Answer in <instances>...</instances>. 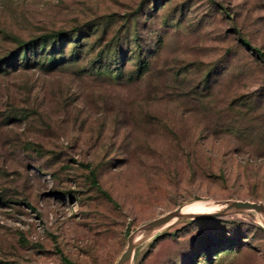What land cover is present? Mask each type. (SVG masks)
Here are the masks:
<instances>
[{
    "label": "rangeland",
    "instance_id": "1",
    "mask_svg": "<svg viewBox=\"0 0 264 264\" xmlns=\"http://www.w3.org/2000/svg\"><path fill=\"white\" fill-rule=\"evenodd\" d=\"M264 0H0V264H116L183 203L264 206ZM129 264H264L251 209L174 218Z\"/></svg>",
    "mask_w": 264,
    "mask_h": 264
},
{
    "label": "water",
    "instance_id": "2",
    "mask_svg": "<svg viewBox=\"0 0 264 264\" xmlns=\"http://www.w3.org/2000/svg\"><path fill=\"white\" fill-rule=\"evenodd\" d=\"M180 207L181 206H177L173 210L168 211L165 214L160 215L157 218L152 219L149 222L145 223L144 225L139 226L135 230H133L128 235V237L126 239V245H125L124 249L122 250V252L120 253L117 263H119L123 260H126V259H128V261H129L131 255H132L134 245H135L133 243V237H134L135 233H139V234L143 235V237H144L147 234H149L155 227L160 226V225L166 223L168 220L173 219V218H179V217H184V216L193 217L195 215L208 214L211 212H223L225 210H229L232 208H235V209H251V210H254L258 214L259 219H260V221L264 227V206L260 202H253V201H248V200H233V201H230V203L228 205L222 207L221 209H218L215 211H210V212H205V213L192 214V215L181 214L180 213Z\"/></svg>",
    "mask_w": 264,
    "mask_h": 264
},
{
    "label": "bare ground",
    "instance_id": "3",
    "mask_svg": "<svg viewBox=\"0 0 264 264\" xmlns=\"http://www.w3.org/2000/svg\"><path fill=\"white\" fill-rule=\"evenodd\" d=\"M229 203H230V201L212 202V201L194 200V201H190V202H186V203L181 204L180 205L181 206L180 207V213L185 214V215H192V214H199V213L215 211V210L221 209L222 207L228 205ZM173 219L168 220L166 223H164L162 225H165V224L171 222ZM157 227H159V226H157ZM157 227H155V228H157ZM142 237H143V235H141L139 233H135V235L133 237V243L134 244L137 243L138 241H140L142 239ZM117 264H129V261H128V259H126V260H123Z\"/></svg>",
    "mask_w": 264,
    "mask_h": 264
},
{
    "label": "trees",
    "instance_id": "4",
    "mask_svg": "<svg viewBox=\"0 0 264 264\" xmlns=\"http://www.w3.org/2000/svg\"><path fill=\"white\" fill-rule=\"evenodd\" d=\"M264 55V54H263Z\"/></svg>",
    "mask_w": 264,
    "mask_h": 264
}]
</instances>
